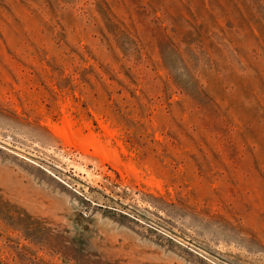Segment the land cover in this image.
Here are the masks:
<instances>
[{
	"label": "rangeland",
	"instance_id": "rangeland-1",
	"mask_svg": "<svg viewBox=\"0 0 264 264\" xmlns=\"http://www.w3.org/2000/svg\"><path fill=\"white\" fill-rule=\"evenodd\" d=\"M0 264H264V0H0Z\"/></svg>",
	"mask_w": 264,
	"mask_h": 264
},
{
	"label": "bare ground",
	"instance_id": "bare-ground-1",
	"mask_svg": "<svg viewBox=\"0 0 264 264\" xmlns=\"http://www.w3.org/2000/svg\"><path fill=\"white\" fill-rule=\"evenodd\" d=\"M66 111H67V110H66ZM64 116H65V115H64ZM64 116H63V119H64ZM67 117H68V116H67ZM69 118H70V117H69ZM69 118H68V119H69ZM63 119H62V121H63ZM65 119H66V118H65ZM68 119H67V120H68ZM73 119H74V118H73ZM62 121H61V124H62ZM67 122H68V124H69V121H67ZM75 122H76V121H75ZM75 122H74V124H75ZM72 123H73V122H72ZM48 124H49V123H48ZM64 124L66 125V121L64 122ZM68 124H67V125H68ZM52 125H53V127H54V124H52ZM76 125H77V124H76ZM86 125H87V124H86ZM55 126H56V125H55ZM87 126H88V125H87ZM63 127H64V126H63ZM68 127H69L70 130H69L68 128H63V129H62L63 131H62L61 129H60V130H59V129H56V130H55V132L60 136V138H61L63 141H65V143L72 144V142H76V144H79L83 149H87V147H88L89 145H91L92 148H95V149H96L97 153H98V152H101V151H99V150H102V148H103V150H106V149H104V147H102L101 149L97 150V147H96V146H97L98 144L95 145V144L93 143V142L97 141V140H95L96 138L94 139V141H93L92 139H91L92 141H91V140H87V139H88L87 137H86V138H87L86 140H85V139H82V140H81L82 137L79 136V135H80V134H78L79 132H78V131H77V132L73 131V130H75V129H78V127L75 128V129H72L73 126L71 127V125H69ZM88 127H89V126H88ZM104 127H105V126H104ZM102 128H103V127H102ZM106 128H107V127H106ZM106 128H105V129H106ZM52 129H53V128H52ZM64 129H65V130L68 129L69 131H68V130L65 131ZM103 129H104V128H103ZM103 129H102V130H103ZM107 129H108V128H107ZM107 129H106V131H107ZM103 131H105V130H103ZM106 131H105V133H106ZM53 132H54V131H53ZM80 132H81V131H80ZM109 132H110V130H109ZM76 133H77L78 135H77ZM111 133H112V132L108 133V135H109V134L111 135ZM91 134H92V133H91ZM112 134H114V133H112ZM76 135H77V137H76ZM82 135H83V134H82ZM86 135L88 136L89 134H86ZM92 136L94 137L95 134H93ZM92 136H91V137H92ZM111 136H112V135H111ZM111 136H110V137H111ZM78 137H80V140H79V141H78V139H77ZM89 137H90V136H89ZM93 137H92V138H93ZM97 139H98V138H97ZM98 142H100V141H98ZM108 143H109V142H108ZM100 144L102 145L103 143L100 142ZM103 145H104V144H103ZM70 146H71V145H70ZM120 146H121V145H120ZM71 147H72V146H71ZM75 147H76V146H75ZM105 147H106V146H105ZM92 148H91V149H92ZM78 149H79V148H78ZM107 149H108V150H107V154H110L111 152H110V153L108 152V151H109V148H108V147H107ZM115 150H116V149H115ZM82 152H84V153H88L89 151H88V152L82 151ZM93 152L96 154L95 151H92V153H93ZM103 152H104V151H103ZM103 152H102V153H103ZM105 152H106V151H105ZM105 152H104V154H106ZM92 153H91V154H92ZM94 153H93V154H94ZM102 153H101V154H102ZM113 153H114V152H112V154H113ZM115 153L118 155L117 151H116ZM93 154H92V155H93ZM95 154H94V155H95ZM98 154L101 156L100 153H98ZM104 154H102V155H104ZM107 154H106V155H107ZM114 155H115V154H114ZM95 156H97V154H96ZM115 156H116V155H115ZM115 156H112V158H113L114 160H115V158H116ZM102 157H103V156H102ZM102 157H101V158H102ZM114 157H115V158H114ZM101 158H100V159H101ZM112 158L109 157L108 160L110 161V159L112 160ZM117 158H118V157H117ZM102 159H103V158H102ZM103 160H104V159H103ZM114 160H112V162H114ZM105 161H107V160H105ZM105 161H104V162H105ZM116 161H117V160H116ZM114 163H115V162H114ZM117 163H118V161H117ZM117 163H116V164H117ZM129 164H130V163H129ZM131 168H132V167H131ZM128 169H129V168H128ZM134 169H135V168H134ZM129 170H130V169H129ZM131 170H133V169H131ZM134 171H135V170H134ZM137 177H138V176H137ZM136 180H137V179H136ZM144 180H146V179H144ZM155 180H156V179H155ZM151 182H152V181H151ZM151 182H150V183H151Z\"/></svg>",
	"mask_w": 264,
	"mask_h": 264
}]
</instances>
